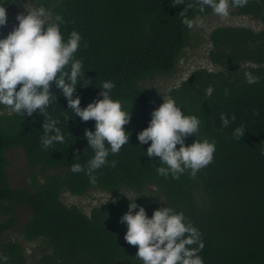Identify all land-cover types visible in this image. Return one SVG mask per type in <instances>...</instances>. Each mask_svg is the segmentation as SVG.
Segmentation results:
<instances>
[{
  "label": "trees",
  "instance_id": "1",
  "mask_svg": "<svg viewBox=\"0 0 264 264\" xmlns=\"http://www.w3.org/2000/svg\"><path fill=\"white\" fill-rule=\"evenodd\" d=\"M43 6L63 16L65 38L73 29L82 36L75 54L85 72L80 83H87L78 84L74 93L81 98L80 106L102 98V82L113 81L111 96L130 111V121L123 126L130 135L128 143L107 157L109 162L116 161L115 166L106 163L96 169L97 182L91 183L86 162L93 150L84 132L94 130L95 121L75 115L54 83L50 91L55 96L45 112L24 116L10 106L0 110V255L7 257L4 264H28L18 242L3 240L8 230L18 227L17 209L30 212L21 227L24 237L49 243L51 250L40 264H143L136 256L138 246L125 241L127 225L120 221L134 199L149 217L166 205L183 211L202 234L204 248L199 255L204 264H264V29L217 27L210 34L209 58L221 70H196L171 91V98L186 114L201 120L197 136H187L185 143L197 138L216 141L212 162L195 175L189 169L174 179L157 174L160 158L148 157V144L137 138L148 126L152 110L161 104L137 83L175 68L190 44L193 27L182 22L183 15L210 14L211 7L201 11L199 0L182 4L178 0H43ZM235 9L264 22V1L247 0ZM249 75L254 82H248ZM209 86L211 94L206 91ZM221 113L235 114L236 119L222 127ZM49 116L58 119L65 140L42 147V125ZM240 125L245 134L236 138L234 129ZM14 148L23 150L33 170L31 181L19 187L10 184L7 172V152ZM76 162L84 170L72 171L71 164ZM197 185L205 190L207 206L197 203ZM148 186L157 188L153 198L121 193L123 188L141 191ZM95 188L115 193L116 201L95 207L90 215L62 201L66 190L84 195Z\"/></svg>",
  "mask_w": 264,
  "mask_h": 264
},
{
  "label": "clouds",
  "instance_id": "2",
  "mask_svg": "<svg viewBox=\"0 0 264 264\" xmlns=\"http://www.w3.org/2000/svg\"><path fill=\"white\" fill-rule=\"evenodd\" d=\"M6 0H0V26L7 23ZM247 0H199V8L211 7L221 16L229 15L230 6H243ZM179 4L183 0H178ZM191 6V5H189ZM185 9L180 12L184 14ZM51 17V19H49ZM18 24L4 37H0V105L10 106L17 113L31 116L33 112H45L55 95L50 91L54 86L67 99L69 108L81 120L95 121L94 130L85 129L88 146L93 150L92 157L86 162L87 174L91 183H96L95 170L106 163L113 167L116 161H108L109 153H117L128 143L130 133L124 125L130 121V111H126L120 99H113L110 92L114 82H102L99 99L81 107V98L74 93L80 78L85 76L83 62L76 58L82 36L73 29L64 37L61 25L64 18L59 13L39 5L18 13ZM183 23L189 28L201 23L198 17L183 15ZM51 82V83H50ZM248 82H254L251 75ZM17 85L19 87L17 88ZM211 94L212 87L206 90ZM222 127H227L236 119L235 114L221 113ZM59 121L49 118L43 121L44 136L42 147L65 140ZM200 118L195 114H186L174 98L163 102L151 112L148 126L137 133L141 144H148L147 156H158L160 165L156 167L158 175L178 179L186 170L195 175L198 170L213 161L216 141L208 138L195 139L191 144L185 138L199 132ZM245 128L240 125L234 129L236 138L244 136ZM150 141V144L148 143ZM179 145V147H177ZM264 156V152L261 153ZM78 158V155L74 157ZM72 171L84 170L79 162L71 164ZM138 209V210H135ZM135 210V211H133ZM120 221L126 223L124 235L126 242L137 245L136 256L143 264H204L199 252L204 248L202 234L183 211H177L166 205L156 208L149 217L144 206H138L135 199L129 202L128 211ZM196 245V247H190ZM7 257L0 255V264Z\"/></svg>",
  "mask_w": 264,
  "mask_h": 264
},
{
  "label": "rangeland",
  "instance_id": "3",
  "mask_svg": "<svg viewBox=\"0 0 264 264\" xmlns=\"http://www.w3.org/2000/svg\"><path fill=\"white\" fill-rule=\"evenodd\" d=\"M259 1L263 2L264 0ZM39 5H43V0H6L4 6L7 11V23L0 26V37L6 36L18 24L16 23L18 13H26L27 9L30 10ZM236 11L235 7L230 6L229 15L226 17H221L214 12L197 16L202 22L193 25L190 44L183 50L175 68L169 73L149 75L138 81L137 86L140 90L154 102L162 103L163 99L171 97V91L179 87L194 71L208 69L215 73L219 72L221 68L213 64L209 58L213 47L210 41V34L213 30L220 26L248 27L255 31L264 29V22L261 19H256L250 15H240ZM5 107L6 105H0L1 112L5 111ZM7 158L10 184L13 187H19L30 182L33 170L28 166L23 150L20 148L11 149L7 152ZM40 177L43 176L40 175ZM157 192V188L154 186H148L141 191L130 188L121 190L123 195L130 198L138 196L153 198L157 195ZM195 195L200 206H207V195L201 185H197ZM62 201L68 206H77L87 215H90L95 207L115 202L116 195L98 188L90 189L84 195H77L66 190L62 194ZM16 216L19 221L18 227L8 230L3 235V240L18 242L28 264H40L43 255L51 250L49 243L45 239L29 241L24 237L21 227L29 219V211L17 209ZM4 218H6V215Z\"/></svg>",
  "mask_w": 264,
  "mask_h": 264
}]
</instances>
